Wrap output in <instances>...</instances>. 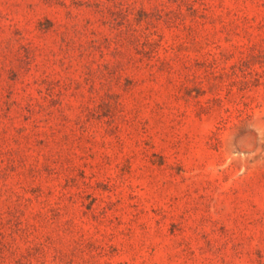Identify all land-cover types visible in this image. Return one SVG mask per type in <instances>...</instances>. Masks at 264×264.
<instances>
[{"label":"rangeland","instance_id":"1","mask_svg":"<svg viewBox=\"0 0 264 264\" xmlns=\"http://www.w3.org/2000/svg\"><path fill=\"white\" fill-rule=\"evenodd\" d=\"M0 264H264V0H0Z\"/></svg>","mask_w":264,"mask_h":264}]
</instances>
